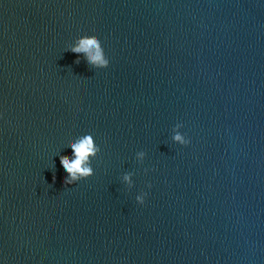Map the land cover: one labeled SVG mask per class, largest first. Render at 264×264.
Wrapping results in <instances>:
<instances>
[{"label": "water", "instance_id": "95a60500", "mask_svg": "<svg viewBox=\"0 0 264 264\" xmlns=\"http://www.w3.org/2000/svg\"><path fill=\"white\" fill-rule=\"evenodd\" d=\"M0 264H264V0H0Z\"/></svg>", "mask_w": 264, "mask_h": 264}, {"label": "clouds", "instance_id": "9594fccd", "mask_svg": "<svg viewBox=\"0 0 264 264\" xmlns=\"http://www.w3.org/2000/svg\"><path fill=\"white\" fill-rule=\"evenodd\" d=\"M77 54L76 63H81V58L88 66L94 69H106L110 66V60L105 52L103 43L98 38L89 36H81L75 40L74 43L68 46V50ZM183 123H177L173 129L172 141L178 145L188 146L191 143L190 138L182 131ZM72 155L70 157H61L60 165L67 174L64 180L65 185H75L81 180L87 179L95 174L92 166V161L101 152V148L95 141L92 134H84L77 137L74 142L70 144ZM147 153L139 151L136 157L143 162L146 159ZM147 172L148 169H145ZM134 173H125L122 176V182L127 185L129 189L135 187ZM151 187V185H149ZM147 192H141L135 199L143 205L145 203Z\"/></svg>", "mask_w": 264, "mask_h": 264}]
</instances>
